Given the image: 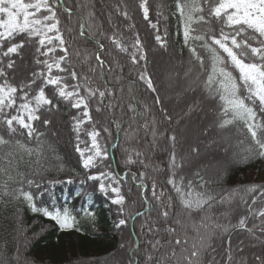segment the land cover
<instances>
[{"label":"snow or ice","instance_id":"obj_1","mask_svg":"<svg viewBox=\"0 0 264 264\" xmlns=\"http://www.w3.org/2000/svg\"><path fill=\"white\" fill-rule=\"evenodd\" d=\"M162 7L158 6L157 20L154 23L149 18L148 0H139L143 19L157 32L156 44L166 48V40L158 34L159 19L163 16V11L159 9ZM78 8L87 10L86 16H80L78 35L83 37L94 26V13L88 10L87 3L79 4ZM61 9L68 15L70 21L74 12L64 5L63 0H0V81H2L0 82V125L4 126V131L0 133V148L6 145L11 147L14 142L15 146L26 152L29 157L34 151L38 157H42V151L34 150L19 140L13 141L14 136L23 130L21 134H26L32 139L37 131L34 122L49 124L48 119H42V109L48 110L46 106H54L56 97L67 101L72 108L81 109V114L73 117L72 126L76 138L75 151L78 153L80 166L85 171V179L81 183L93 182V190L103 195L110 205L116 206L115 227L121 229L128 219L126 214L128 201L123 189L129 174H120L110 165L105 164L109 151L102 142L104 138L101 136V131L107 133L109 138L112 137V132L107 126L102 125L98 128L97 124L100 121L94 119L91 114L93 110L96 113L106 110L111 114L118 105L113 99H108L105 103L106 98L115 97L114 90L107 86L103 89L91 87L92 77L87 74L94 75L99 68L101 77L104 78L105 66L107 65L109 71L113 69L102 58L101 53L105 51L104 44L97 41L99 52L95 54L96 65L88 64L87 72L78 73L75 70L70 59L71 45L65 37V33H71L73 29L68 25L62 27L61 16L58 14ZM117 11L126 20L131 19L126 9L121 11L117 8ZM175 14L180 19L184 44L199 66V72L187 90L195 91V87H198L203 93L202 99H195L187 104L184 116L190 117L193 113L202 110L203 101L208 102L216 127L227 129L238 126L250 137L249 144L241 154V161L264 159V0H175ZM134 28V23L128 25L129 30ZM166 34L165 30V36ZM100 35L104 36L105 33L100 31ZM106 38L119 54L129 58L132 65L144 62L145 68L139 73V79L146 83L151 92L156 93L152 77L146 68L148 60L146 45L141 41L139 33L135 32L134 38H126L122 33L114 31ZM33 45L35 53L38 54L35 63L42 65V70L33 72L30 81L20 79L18 82H13V79H10L12 74L7 70L14 69L17 64L14 58L22 59L25 50ZM197 48L202 49L203 52L198 51ZM76 55L79 58L80 53L77 52ZM87 60L88 57L85 56L82 65L86 64ZM116 67H120L118 61ZM64 73L68 75H62ZM37 80L40 84H37ZM69 80H79L80 83H70ZM33 85H36V88H33ZM48 86H52L51 97L46 95L45 89ZM154 102L157 105L161 104L158 95L155 96ZM128 109L135 113L131 118L132 123H135V116L140 113L137 112L135 105L129 104ZM161 111L164 120L171 124L173 117L166 110L161 109ZM144 112H151L148 105H144ZM111 122L117 132L124 131L118 121ZM179 122V119L175 121L177 124ZM158 124L156 117L152 116L138 128L126 133L131 139H135L141 129L146 134H150V150L154 149L162 139L166 138L168 142L167 168L170 176L167 184L171 185V190L176 195L166 197L163 190L157 192L155 181L151 186V195L159 204V215L165 222L163 232L171 239L165 243L159 239L148 241L154 252L161 253L158 256L147 255L148 264H206L205 253L209 249L215 251L213 241L217 238L223 240L232 230L245 231L255 237V232L259 229L262 234L260 238L264 239V186L253 184L242 190L245 195L240 196V199L248 205L249 215L240 217L236 223L228 220L230 208L214 215L215 206L231 205L232 198L239 195L240 190L228 193L217 200L216 196L206 190L205 185L210 181H205L203 177H200L201 182L198 187L192 180H188L185 184L183 176L177 181V171L182 167L185 157L177 152L179 143L177 134L172 132L166 135L167 129L161 131ZM82 134L87 139H82ZM36 139L39 143L38 136ZM240 143L243 144L244 141L241 140ZM125 151L126 165L138 163L145 168L149 167L144 159V153L138 148L133 147ZM192 151L198 152V149L194 147ZM11 157V151L0 157V177L3 178L0 180V201L7 202L5 198L22 199L33 213H39L54 221L61 230L81 231L77 216L67 204L57 207L53 203L51 207H47L37 206L36 203L37 199L46 192L50 194L52 185L61 182L71 184L73 179L45 180L42 165L40 171H33L31 175L26 176L19 172V162L14 165ZM36 163L40 164V160L37 159ZM57 170L64 171L63 165H59ZM13 172L16 173L15 176ZM196 175L199 176V172ZM35 176H40L41 179L37 180ZM145 176V172L131 173L132 180L141 181L136 187L140 190L144 203L150 205L151 201L145 195L148 190L143 183ZM13 184L17 187L13 188ZM33 188L40 191L34 193L31 190ZM257 192L259 196L252 195ZM77 195L79 196L80 193ZM248 196H251L250 204ZM174 201L178 203L179 211L174 210ZM258 203L260 207H253ZM151 210L149 207L143 212L137 211L135 216H144ZM82 211L85 217L95 220L92 211L88 209ZM170 217L171 223L168 222ZM249 217L259 219L260 224L248 227ZM223 220L228 222L224 223ZM144 226L148 227L150 234L161 232V228L157 227L155 222L151 226L147 224ZM227 243L229 252L225 256L226 264H233L230 239ZM121 247L124 245L122 244ZM256 259L259 264H264V257L258 256Z\"/></svg>","mask_w":264,"mask_h":264},{"label":"trees","instance_id":"obj_2","mask_svg":"<svg viewBox=\"0 0 264 264\" xmlns=\"http://www.w3.org/2000/svg\"><path fill=\"white\" fill-rule=\"evenodd\" d=\"M63 3L66 7L73 9L74 12L70 21L63 9L58 14L61 16L62 27L68 25L73 29L71 33L66 32L65 37L71 45L70 52L72 55L70 59L75 70L78 73L87 72L88 64L96 65L95 54L99 52L97 41L104 44L105 51L101 53L102 58L113 69V71H109L106 65L103 69L104 78L101 77L99 68H97L94 75L87 73L92 77L91 87L103 89L107 86L114 90L115 97L106 98L105 103L108 102V99H113L114 103L118 105L112 110L111 114L106 110L101 113H96L93 110L91 114L94 119L100 121L97 124L98 128L102 125L107 126L112 132V137L109 138L107 133L101 131V136L104 138L102 142L109 151V157L105 164L110 165L112 169L120 174H129L123 189L128 201L126 204L128 219L125 226L117 229L115 227V221L117 220L116 206L110 205L103 195L93 190V182L81 183L85 179V171L80 166L79 156L75 151L76 138L72 126L74 123L73 117L79 116L82 110L72 108L67 101L56 97L54 106H46L48 110L42 109V119H48L49 124L44 125L40 121L34 122L37 131L32 139H29L26 134H21L23 130L13 138V141L19 140L34 150L42 151L43 156L38 157L34 151L33 155L29 157L26 152L18 149L13 142L11 147L6 145L0 148V157L11 151L14 165L18 161L19 172L24 173L26 176L31 175L33 171H40L42 165L45 180L64 181L72 178L73 183L71 184L61 182L52 185L50 194L46 192L37 199L36 203L37 206L47 207H51L53 203L57 207L67 204L73 209L74 215L77 216L79 220L78 227L81 231L77 232L75 229L61 230L54 221L39 213H33L22 199L5 198L7 202L0 201V264H148L147 255H160L161 253L153 251L148 241L159 239L162 243H165L171 237L163 232L165 222L159 215V204L152 199L151 186L155 181L157 192L163 190L166 197L167 195L173 197L176 195L171 190V185L167 184V179L170 176L167 168L168 142L166 138L162 139L154 149L150 150L151 136L146 134L144 130H139L135 139L126 136L128 131L138 128L140 124L145 120H150L152 116L156 117L161 131L167 129L166 135L172 132L177 134L179 142L177 152L185 157L182 167L177 171V181H179L180 176H183L185 184L188 180H192L198 187L201 182L200 177H203L205 181H210L205 185L206 190L216 196L217 200L228 193L240 190L239 195L232 198L231 205L215 206L214 215L230 208L228 220H231L232 223H236L242 216H248V205L240 199V196L245 195L242 190L247 186L253 184L264 186V159L241 161L243 149L250 142V137H248L246 131H241L238 126L227 129L216 127L215 118L210 110V105L206 101L201 103L202 110L193 113L190 117H185L184 111L187 104L195 99H202L203 96L201 89L195 87V85H192L195 87V91L185 90L178 114H172L173 111L176 112L177 110L172 98L167 100L173 103V108L165 107L163 104L161 85L156 74L160 58L166 57L168 60H172L179 71L187 74L190 84L199 72L198 64L193 59L189 48L184 44L180 19L175 14V0H148L149 18L154 23L157 20L158 6H163L159 9L163 11V16L159 19L158 34L166 40V48H161L156 44L155 35L157 32L151 29L148 22L143 19L142 10L139 9V0H63ZM82 3H87L88 10L94 13V26L83 37L78 35L80 16L87 15V10L78 8V5ZM117 8L121 11L126 9L131 19L126 20L118 13ZM133 23L135 28L129 30L128 25ZM165 30L167 32L166 36ZM100 31H103L105 35L101 36ZM114 31L122 33L126 38H134V33H139L141 41L146 45L148 55L146 68L148 74L152 77L153 85L157 90L156 93L151 92L146 83L139 79V73L145 68L144 62L132 65L129 58L119 54L106 38ZM197 50L203 52L200 48H197ZM77 52L80 53L79 58H77ZM157 55L159 56L157 57ZM37 56L38 54L35 53V46L33 45L25 50L22 59L14 58L17 60L16 67L7 70L12 74L10 79H13V82H18L20 79L30 81L33 72H39L43 67L35 63ZM85 56L88 57V60L86 64L82 65L81 62ZM39 58L45 59V57ZM117 61L120 65L119 68L116 67ZM189 69H191V72H189ZM62 75L67 76L68 74L64 73ZM69 82L80 83L79 80H69ZM37 84H40L39 80H37ZM33 88H36V85H33ZM45 91L46 95L50 97L53 95L52 86H48ZM157 95L161 100L159 105L154 102ZM129 104L135 105L137 112L140 113V115L135 116V123H132L131 119L135 113L129 111ZM144 105H148L151 112L145 113ZM92 107L93 109L95 107L94 101ZM161 109L166 110L173 117L171 124L164 120ZM170 110L173 111L170 112ZM202 111L207 112V114L201 116L210 120L208 121L209 129L202 130L200 126L196 128L200 141L204 139L213 140L224 136V144L218 150L221 151V154L228 155V159H221L223 163H219V166L215 169L208 167V165L217 164L212 157L207 156L204 159L193 160L198 152H193L192 149L194 147L198 149L200 143L199 140L192 142L186 139L187 135H191L187 125L191 123L190 120L195 121L197 118L194 119L193 117H196ZM177 119L180 121L179 124L175 123ZM111 121H118L124 131L117 132ZM85 127L89 126L85 125ZM3 131L4 126L0 125V133ZM203 131L207 134H203ZM194 134L196 135V133ZM37 136L39 137V143L36 139ZM81 138L87 139L83 134ZM241 140L244 141L243 144L240 143ZM210 146L218 148L219 144L211 141ZM133 147L144 153V159L149 164L148 168L138 163L126 165L127 153L125 149ZM37 159L40 160V164L36 163ZM61 164L64 167L62 172L57 170ZM139 172L146 173L143 183L148 189L145 195L150 199V205L144 203L141 192L136 187L141 181L131 179V173L138 174ZM197 172H199V176L196 175ZM13 175L15 176L16 173L13 172ZM34 178L41 179L40 176ZM2 179L0 177V180ZM12 187L15 188L17 185L13 184ZM31 190L34 193L40 191L35 188ZM77 193H80V195L78 196ZM252 195L259 196V193H253ZM166 197L164 198L165 202ZM247 198L250 204L251 196ZM174 205V210L179 211L178 203L174 201ZM260 206L258 203L253 207ZM149 207L152 210L146 212L144 216H135L137 211L143 212ZM83 209L92 211L95 214V220L85 217ZM228 220L222 222L227 223ZM153 222L161 228V232L151 234L148 232V227L144 225L151 226ZM168 222L171 223V217ZM253 224L259 225L260 220L249 217L248 227H252ZM261 235L259 229L256 230L255 237L245 231H230L223 240L217 238L213 241L215 251L209 249L205 253L206 264H226L225 256L229 252V244L227 243L229 239L230 254L234 258L233 264H241V262L242 264H259L256 257H264V239L260 238ZM122 244L124 247H121Z\"/></svg>","mask_w":264,"mask_h":264},{"label":"rangeland","instance_id":"obj_3","mask_svg":"<svg viewBox=\"0 0 264 264\" xmlns=\"http://www.w3.org/2000/svg\"><path fill=\"white\" fill-rule=\"evenodd\" d=\"M159 55H157L158 57ZM161 60L159 61V63L157 64V69H156V74L158 76L159 82H160V90L162 92V100H163V104L165 107L168 108H173V103H170L167 99L168 98H172L174 100V105L176 107V112L173 110H170V112H172V114H178L181 104L183 102V95L186 89L189 88L190 85V81L187 78V75L184 74V72L179 71V69L177 68V66L172 62V60H168L166 57L164 58H160ZM180 98V99H179ZM176 99H178L177 101H175ZM207 112H200L196 115V117H193L194 119L197 118L195 121H191L190 120V124L187 125L189 127V133H191V135H187L186 139H188L189 141H194V140H199V145H198V153L194 156L193 160L196 161L199 158L200 159H204L205 157H212L217 164L214 165H208V167L210 166L211 169H215L217 168V166H219V163H223L221 159H228V155L226 154H221V151H219L218 149H221L222 144H224V136H220L216 139H211V140H201L198 137V132L196 131V128L198 126L201 127V129H209V124H208V119H204L205 117L201 116V115H205ZM193 122V123H192ZM211 126V125H210ZM201 130V132H202ZM201 132H199V134H201ZM196 133V135L194 134ZM203 134H205V132L203 131ZM186 136V135H185ZM217 142L219 144V147H211L210 146V142ZM219 153V154H218ZM205 165V163H204ZM207 165V164H206Z\"/></svg>","mask_w":264,"mask_h":264}]
</instances>
